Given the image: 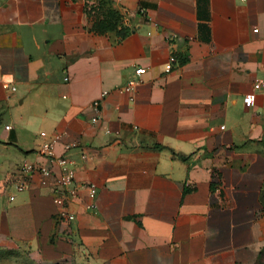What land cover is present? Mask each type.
I'll use <instances>...</instances> for the list:
<instances>
[{
    "label": "crops",
    "instance_id": "0c3cea01",
    "mask_svg": "<svg viewBox=\"0 0 264 264\" xmlns=\"http://www.w3.org/2000/svg\"><path fill=\"white\" fill-rule=\"evenodd\" d=\"M256 79L264 0H0V264H253ZM59 134L55 154L97 187L96 208L79 189L70 219L52 181L14 188L23 161L49 165L39 148Z\"/></svg>",
    "mask_w": 264,
    "mask_h": 264
},
{
    "label": "built area",
    "instance_id": "2783aa9c",
    "mask_svg": "<svg viewBox=\"0 0 264 264\" xmlns=\"http://www.w3.org/2000/svg\"><path fill=\"white\" fill-rule=\"evenodd\" d=\"M171 65L166 66L167 70L170 69ZM144 70L141 67L135 69V73L140 75ZM138 83V80H132L127 85L123 87V90L126 93H131L134 86ZM3 88L7 91H15L16 87L4 83ZM254 90H259L264 88V79H256L253 83ZM104 95V93H103ZM132 100V97H130ZM255 101V93L251 92L244 97L245 104H251ZM99 101H94L92 103V109L95 114L99 111ZM92 121H98V116L95 115L92 117ZM6 128L9 129V126L6 125ZM109 132V130L107 131ZM41 136H45V133L42 132ZM61 135H55L51 140L45 141L41 144L39 148V153L45 157L49 165H36L23 161L19 170L22 174L21 179L14 183V188L17 192H22L28 188L29 179L32 178L34 174L40 176V183L45 185L49 181H52L53 189L56 192L55 203L59 207V216L62 219H70L71 214L68 211V204L70 201L77 197L79 189H85L89 202L87 208L94 210L96 208L95 199L97 196V187L94 183H77L75 179V167L71 165L70 161L65 157H60L55 154V143L60 139ZM82 157L84 155L82 154ZM56 167V168H54ZM10 200L14 199V195L9 196Z\"/></svg>",
    "mask_w": 264,
    "mask_h": 264
},
{
    "label": "trees",
    "instance_id": "16d2710c",
    "mask_svg": "<svg viewBox=\"0 0 264 264\" xmlns=\"http://www.w3.org/2000/svg\"><path fill=\"white\" fill-rule=\"evenodd\" d=\"M155 148L161 149L163 147L156 145ZM260 202H261L262 212L264 214V184H263V189L261 191ZM253 264H264V246L259 251L257 258Z\"/></svg>",
    "mask_w": 264,
    "mask_h": 264
},
{
    "label": "rangeland",
    "instance_id": "374dc122",
    "mask_svg": "<svg viewBox=\"0 0 264 264\" xmlns=\"http://www.w3.org/2000/svg\"><path fill=\"white\" fill-rule=\"evenodd\" d=\"M17 256H18V255H17ZM21 257H22V256L20 255V256H18V257H14V258L21 259ZM14 258H13V259H14Z\"/></svg>",
    "mask_w": 264,
    "mask_h": 264
}]
</instances>
